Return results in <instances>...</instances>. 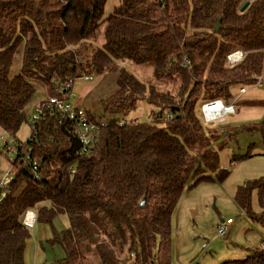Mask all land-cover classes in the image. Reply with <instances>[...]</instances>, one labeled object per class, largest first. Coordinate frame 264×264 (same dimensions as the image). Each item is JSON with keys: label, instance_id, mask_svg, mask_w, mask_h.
<instances>
[{"label": "trees", "instance_id": "16d2710c", "mask_svg": "<svg viewBox=\"0 0 264 264\" xmlns=\"http://www.w3.org/2000/svg\"><path fill=\"white\" fill-rule=\"evenodd\" d=\"M105 2L0 0V126L10 136L26 121L37 85L55 95L57 83L84 74L117 75L115 91L102 101L105 113H125L142 99L153 107L147 121H104L86 110L98 125L86 152L74 121L57 111L29 122V137L15 146L10 192L0 201V264H24L27 209L50 226L48 242L64 253L59 264H169L171 215L185 187L209 172L219 179L227 173L209 144L218 131L202 126L200 105L229 102L232 89L264 77V0H119L104 15ZM101 27L103 43L94 46ZM237 48L246 54L230 65L226 55ZM16 55L20 69L11 75ZM126 60L151 64L154 79L177 78V87L138 79L120 65ZM255 190L258 212L251 207ZM234 197L264 224V178L239 185ZM60 213L68 226L56 229ZM222 264H264L263 253Z\"/></svg>", "mask_w": 264, "mask_h": 264}, {"label": "rangeland", "instance_id": "374dc122", "mask_svg": "<svg viewBox=\"0 0 264 264\" xmlns=\"http://www.w3.org/2000/svg\"><path fill=\"white\" fill-rule=\"evenodd\" d=\"M119 0H106L103 14L110 13ZM94 46L103 43V29L98 30ZM125 69L144 82H151L157 89L173 91L178 81L175 79L156 80L149 63L135 64L128 60L120 63ZM20 69V58H14L10 74ZM72 79L69 102L74 108L86 111L102 120L135 119L149 120L153 108L145 100H139L133 109L125 113H105L102 101L116 89L117 75L114 73H90ZM45 87V88H44ZM48 89V87H47ZM46 86L37 85L27 104V116L16 131L10 136L0 126V176L10 167L15 153L7 152L5 143L13 147L24 143L30 135L29 116L39 106L41 100L48 97ZM47 92H46V91ZM238 88L231 90L232 96ZM199 105H196L198 110ZM207 129H217L218 133L210 141V146L218 154V167L227 171L218 178L217 173L209 172L211 178L200 179L185 187L171 215V233L169 245V264H222L226 260L244 258L253 250L264 248V224L251 218L236 202L235 192L239 185L247 181L264 178V78L256 85L247 86L245 93L234 103V112L226 115L220 122H204ZM234 157V162H230ZM251 207L259 211L257 191L252 192ZM231 218L228 231L224 236L216 233L217 225ZM53 226H68L65 214H57ZM50 226L36 221V226L29 228L32 241L38 243L40 256L36 264H59L64 253L57 244H49ZM47 237V238H46ZM42 249V248H41Z\"/></svg>", "mask_w": 264, "mask_h": 264}, {"label": "built area", "instance_id": "2783aa9c", "mask_svg": "<svg viewBox=\"0 0 264 264\" xmlns=\"http://www.w3.org/2000/svg\"><path fill=\"white\" fill-rule=\"evenodd\" d=\"M245 52L241 49H234L227 53L226 60L230 65L240 62L244 56ZM187 59L183 60L186 64ZM84 78L90 79V76L85 75ZM264 77L258 76L256 79L257 83L261 82ZM72 88V78H68L63 82L57 83L58 94L50 95L45 100H41L38 107L34 109L32 114L29 116L30 123H37L42 117L47 113L55 110L59 113V117L72 119L74 121V132L80 141V150L86 152L89 150L93 136L98 129L96 122L89 117L86 111L79 110L76 106L74 108L69 102L71 97ZM247 86L238 88V92L229 102H224L222 99H213L202 102L200 105V113L202 115L204 122H220L223 118L234 112V103L239 98L240 95L245 93ZM77 108V109H76ZM170 117V115L168 116ZM35 138L33 135L30 139ZM36 139V138H35ZM16 148L12 145H7L8 152H15ZM27 150H30L27 147ZM29 151L25 153V157ZM37 160L32 159V168L35 169ZM16 169L13 164L0 176V201H2L6 195L10 192V184L15 176ZM37 213L34 209H27L22 215V223L28 228L32 229L36 224ZM232 222L231 218H227L225 221L220 222L217 225L216 233L218 236H224L228 231V224ZM263 261H264V248L262 249Z\"/></svg>", "mask_w": 264, "mask_h": 264}, {"label": "crops", "instance_id": "0c3cea01", "mask_svg": "<svg viewBox=\"0 0 264 264\" xmlns=\"http://www.w3.org/2000/svg\"><path fill=\"white\" fill-rule=\"evenodd\" d=\"M34 226H36V224ZM57 229H62V228H57ZM29 232H30V230H29ZM50 236H51V234L49 235V237ZM31 239H32V237H31V233H30V237L27 241V246H26V250H25L24 264H36L38 257L41 254L40 250H43V246H41V248H42L41 249L38 246V243H36V241L34 243Z\"/></svg>", "mask_w": 264, "mask_h": 264}, {"label": "water", "instance_id": "95a60500", "mask_svg": "<svg viewBox=\"0 0 264 264\" xmlns=\"http://www.w3.org/2000/svg\"><path fill=\"white\" fill-rule=\"evenodd\" d=\"M247 1L246 2H244L243 4H242V6L240 7V9L242 10V9H244V7L247 5ZM29 157H30V151L27 153V155H26V159H29Z\"/></svg>", "mask_w": 264, "mask_h": 264}]
</instances>
